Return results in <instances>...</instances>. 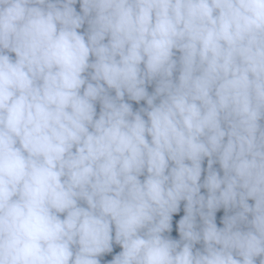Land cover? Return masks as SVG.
<instances>
[{"label": "clouds", "instance_id": "obj_1", "mask_svg": "<svg viewBox=\"0 0 264 264\" xmlns=\"http://www.w3.org/2000/svg\"><path fill=\"white\" fill-rule=\"evenodd\" d=\"M0 264H264V0H0Z\"/></svg>", "mask_w": 264, "mask_h": 264}]
</instances>
